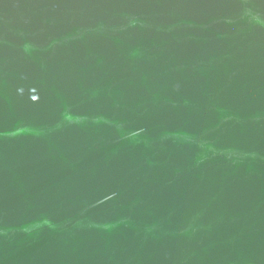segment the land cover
Returning <instances> with one entry per match:
<instances>
[{
    "label": "water",
    "instance_id": "obj_1",
    "mask_svg": "<svg viewBox=\"0 0 264 264\" xmlns=\"http://www.w3.org/2000/svg\"><path fill=\"white\" fill-rule=\"evenodd\" d=\"M0 264H264V0H0Z\"/></svg>",
    "mask_w": 264,
    "mask_h": 264
}]
</instances>
